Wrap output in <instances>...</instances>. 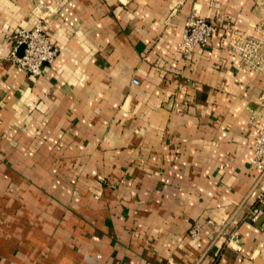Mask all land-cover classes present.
Returning a JSON list of instances; mask_svg holds the SVG:
<instances>
[{
  "label": "crops",
  "instance_id": "1",
  "mask_svg": "<svg viewBox=\"0 0 264 264\" xmlns=\"http://www.w3.org/2000/svg\"><path fill=\"white\" fill-rule=\"evenodd\" d=\"M195 11L220 23L186 61ZM258 21L254 0H0V264H264V75L229 50ZM37 25L41 76L10 60ZM231 219L240 253L214 241Z\"/></svg>",
  "mask_w": 264,
  "mask_h": 264
},
{
  "label": "built area",
  "instance_id": "2",
  "mask_svg": "<svg viewBox=\"0 0 264 264\" xmlns=\"http://www.w3.org/2000/svg\"><path fill=\"white\" fill-rule=\"evenodd\" d=\"M255 7L259 10V21L251 24L254 34L241 33L232 30L230 34L229 50L239 58V66L249 68L264 75V0H254ZM220 18L208 19L198 12H193L185 23L184 34L179 44V49L186 61H190L196 48H204L216 33ZM13 50L10 60L16 68L33 76H41L46 65L52 64L59 54L49 33L42 25L33 29H19L11 39ZM24 46L23 55H18V50ZM138 85L139 81L134 80ZM260 101L264 104V86L260 94ZM255 143L251 165L256 167L261 180L264 179V125L255 122ZM253 199L252 206L245 220L257 222L264 215V183L261 181L253 188L250 194ZM238 223L228 220L221 224L214 241L222 239L224 248H231L240 253L243 250ZM203 226L196 225L191 230L192 236H198Z\"/></svg>",
  "mask_w": 264,
  "mask_h": 264
},
{
  "label": "water",
  "instance_id": "3",
  "mask_svg": "<svg viewBox=\"0 0 264 264\" xmlns=\"http://www.w3.org/2000/svg\"><path fill=\"white\" fill-rule=\"evenodd\" d=\"M24 46H21L20 48H19V51H18V55L19 56H22L23 55V50H24Z\"/></svg>",
  "mask_w": 264,
  "mask_h": 264
}]
</instances>
